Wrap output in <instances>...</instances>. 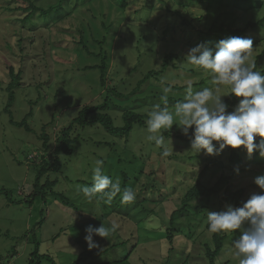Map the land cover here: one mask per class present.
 <instances>
[{
    "label": "rangeland",
    "instance_id": "rangeland-1",
    "mask_svg": "<svg viewBox=\"0 0 264 264\" xmlns=\"http://www.w3.org/2000/svg\"><path fill=\"white\" fill-rule=\"evenodd\" d=\"M59 1L39 0L36 4L47 9L51 5L57 6L60 4ZM127 2L129 4L123 10L118 8L121 0H67L62 7L52 10L46 17L36 14L32 19L22 21L26 12L13 10L22 5L21 0H0V73L3 71L4 75L8 76L7 68L13 64L17 70L27 68L28 76L26 71L24 76L29 78L24 77L25 85L17 90L16 103L12 111L13 120L21 122L31 110L34 112L28 120L32 132L17 128L10 123V116L3 112L7 103V93L3 91L6 87V81H4L6 77L0 76V191L12 192L11 197L15 201L14 204H9L6 196L0 194V256L7 258L8 253L15 246L17 252L14 259H9L8 262L5 259L4 263L1 262L2 264H29L34 251V239L40 243V253L51 255L57 264H75L83 257L85 252L83 248H89L86 241L80 240V235H84L85 228L76 227L75 221L81 226L89 225L88 216L93 218L97 213L103 215L110 209L113 215L110 221H117L120 227L107 238L94 236L93 240L97 246L90 251L105 250L114 244L125 243L126 245L105 254L98 262L123 257L129 250V241L134 238L139 245L132 256L133 264H162L164 259L162 255L165 252L163 235L150 232H154L152 229L159 226L160 217L167 223L173 210L182 206L183 188L185 185L191 186L195 179L191 173L183 176L186 166L176 168V176L172 173L174 165L171 162L157 160L155 153L158 148L147 141L146 127L135 128L128 138L116 137L100 126L78 129L77 135L80 139L75 144V153L71 156H62V171L51 174L50 179L58 181L56 187L58 193L68 194L72 200H75L77 207L79 205L80 207L74 212L55 201L53 197H47L45 201L37 198L33 204L27 203L37 174L30 160L32 157L40 156L42 141L39 136L42 134L44 125L49 124L55 117L54 124L47 129L49 134H54L51 136L50 143L53 148L56 140L55 132L68 126L83 106L102 103L106 97V89L100 82V69L85 71V66H101L102 57L97 55L107 53L108 65L110 62L107 72L108 86L116 85L118 91L127 95L133 91L146 71L159 68L161 57L165 53L171 52L174 47L188 52L199 45L197 37L193 36L192 42L190 39L194 30L192 28H198L194 18L204 14L203 11L191 8L190 13H187L177 4L180 0H127ZM172 6L178 8L188 19H193V27L180 26L181 20L179 23L175 18V10L173 11ZM171 7L172 9L168 10ZM230 10L223 12L217 9L216 12L219 15ZM191 12L194 15H191ZM235 12L238 15L243 14L241 10H235ZM262 15L263 10L258 17ZM252 17V14H248L247 20ZM212 20L213 16H210L208 25ZM168 29L169 31L166 32ZM142 36L146 38V41L137 44V40ZM48 37H50V43L46 41ZM14 38L16 43L10 49L9 46L12 45ZM21 39H24L26 44L39 43L35 52L26 51L25 60L18 57ZM81 40L88 42V49L94 55L85 54L83 45L79 44ZM103 40L105 43L102 45L97 43ZM44 50L46 51L45 60L40 58ZM262 50L263 47L253 49L249 63H253L255 56ZM80 54L83 55L79 56ZM136 65L141 67L137 69V73L131 74ZM205 74L206 78H210L208 72L205 71ZM171 75V70L163 75L165 83L185 85L193 82V80H183L181 83L179 80L171 81ZM208 85L211 86L210 79ZM163 86L166 85L154 81L142 89V94L124 97L122 100L113 98L112 103L116 107L110 109L109 114L115 119V124L117 126L123 124L121 109L137 107L140 113L151 111L153 105L160 103L152 97L162 93ZM221 87L220 94L224 95L223 99L227 96L229 87ZM185 93L176 90L169 93V96L174 94L177 97H184ZM38 99L39 103L35 106ZM168 110L174 112V106L168 105ZM170 130L180 131L175 124ZM152 149L153 156L149 159ZM169 150L171 155L179 157H184L188 153L182 145L173 142L170 143ZM198 155L201 159L195 160L196 164L188 163L186 158L180 161L186 162L189 169L194 167V173L197 174L204 170L209 161H226L222 157L206 155L203 151ZM97 159L104 160V173L114 180L118 178L121 187L122 173L132 175L146 161L147 168L155 165L156 169H167V172L159 174L156 179L153 178L150 184L151 189L152 186L160 187V192L153 195L156 202L151 204V207L160 215L159 219L155 217L152 221H136L143 213L133 207L130 208L129 205L120 207L121 201L118 195L110 203L111 207L107 205L104 207V204L95 205L94 202L86 200L80 191L86 186L81 182H91V169ZM143 160L144 162H141ZM219 165L204 174L203 180L209 185H214L218 181L221 173ZM143 182L148 180L143 178ZM237 183L242 187H250L248 180L239 179ZM177 187L178 189L175 190ZM149 196L150 193L146 194L145 198ZM161 197L163 200L160 199ZM145 198L142 196V199ZM193 204L200 205L201 201ZM121 215L127 219L124 218L126 219L124 220ZM180 221L187 224L188 216H182L178 222ZM183 229V233L177 234L175 243L178 248L173 257L179 255L180 248L185 245L186 236L183 235H189L188 227ZM230 233L233 232H228ZM196 236L197 243L211 238V234L202 228L196 231ZM230 248V244H227L222 256L218 259V264L225 259L232 261V264L238 261L237 264H239V259L234 255L235 250L230 251ZM203 250L204 247L201 244H195L192 251L193 258L203 255ZM200 260L201 262L193 261V263H205L201 257ZM83 264H89V261Z\"/></svg>",
    "mask_w": 264,
    "mask_h": 264
},
{
    "label": "trees",
    "instance_id": "trees-1",
    "mask_svg": "<svg viewBox=\"0 0 264 264\" xmlns=\"http://www.w3.org/2000/svg\"><path fill=\"white\" fill-rule=\"evenodd\" d=\"M21 1L22 5L13 10L25 11L26 15L21 20L27 21L32 19V17L36 14H39V16L41 17H46L48 14L51 13L52 10L58 7H62L65 1L67 0H60V4H58L57 6L51 5L47 9L37 6L36 3L39 0ZM128 4L129 2H127V0H121V5H119L118 8H122L123 10H125ZM177 4L181 6L184 10H186L187 13H190L189 10H191V8H195L197 9V11L201 10L204 12V14L194 18L195 23L198 24V28H192L194 30H192L193 35L190 39L191 42L193 41L194 36L199 39L198 44L205 43L208 47L214 49L216 43L219 42L221 39H226L232 36L250 38L253 42V49L257 47H263L261 53L255 56L254 63L256 64L255 70L260 71L262 74H264V0H180V2H178ZM172 7L168 10H171ZM217 9H220V11L222 10L223 12L227 9L231 10L218 15L216 12ZM235 10H241V13L243 14L238 15L236 14ZM261 10H263V15L258 17ZM173 11L175 12V18L179 21V23L181 20L180 26L191 25L193 27V19H188L176 7H174ZM248 14L253 15V17L249 20H247ZM191 15H194V13L191 12ZM210 16H213V20L210 25H208V19H210ZM42 28L44 29V27ZM44 30L47 31L48 29L45 28ZM168 31L169 29L166 32ZM121 34H123L122 31ZM49 39L50 37L46 38V41L48 43H50ZM30 41L32 42V40ZM143 41H146V38L144 36L137 40V44ZM15 43L16 39L14 38L13 43L9 46V48L12 49ZM87 43L81 40L79 44L83 45L85 49V54L94 55V53L90 52V50L88 49ZM97 43L102 45L103 43H105V40L97 41ZM37 46H39V43L35 45L34 42H32V44H30L29 42L26 44V41L24 39H21L19 43V59L21 58L25 60L26 51L32 50V52H35V49H38ZM187 53L188 52L185 50H179L178 47H174L171 52L165 53L164 56L161 57L162 59L159 68L146 71V73H144L142 75V78L138 81L137 85H135L136 87L133 89V91L127 95L122 91H118V87L116 85L110 84V86H108L109 84L107 72L110 68V62L108 65L109 60L107 53L97 55V57H102L101 66H85V71H94L98 68L100 69V82L101 86L106 89V97H104L102 103L83 106L68 126L62 128L58 132H55L56 140L55 147L53 148L51 147L50 143L52 139L51 136L54 134H49L47 132V129L54 124L55 117H53L52 121L49 124L44 125V127L42 128V134L39 136V139L42 141V149L40 156L36 158L32 157L30 160V163L34 164L37 174L27 203L33 204L37 198H41L43 201H45L47 197H53L55 201L60 202L65 208L72 209L74 212L80 207V205L77 207L75 200H72L68 196V194L58 193L56 191L58 181L50 179L51 174L60 173L62 171V156H71L75 153V144L80 139V137L77 135L78 129L100 126L106 132L116 137L128 138L130 134L135 130V128L146 127L145 121L147 120L148 113L150 111L146 113H140L138 112L137 107H127L121 109V120L123 124L121 126H117L115 124V119L109 114V110L116 107L112 103L113 98H118L119 100H122L124 97L129 98L130 96H135L136 94L141 93L142 89L147 86V84L151 82L153 83L154 81H164L163 75L166 74V72H169L170 70L172 72L171 81L179 80L181 83V81L183 80H193V82L190 83L194 90L201 89L204 87H211L208 85V81L210 78H206L207 73L205 74L204 70L192 66L186 62L185 57ZM45 55L46 51L44 50V54H42L40 58L45 60ZM82 55L83 54H80L79 56ZM15 57L17 58V56ZM139 67H141V65H136L132 70L131 74L137 73V69ZM24 71H26L28 76L27 68H25V70H17V67L12 64L7 68L8 76H5L3 71L2 73H0V76L6 77L4 80L6 81V87L5 89H3V91L7 93V103L5 108H3V112L7 113L10 116V123L13 126L17 128H24L26 129V131L32 132L28 120L34 115L33 110H31L21 122H15L13 120L12 111L13 106L16 103L17 90L25 85L23 82V78L25 77ZM174 72L176 74H174ZM25 79L29 78L25 77ZM164 84L166 86L171 85L172 93L176 90L186 92V88L188 85V83L185 85H181L172 84L171 82H164ZM161 94L162 93L157 94L156 96L152 97V99L160 101L159 97ZM183 99L184 97H177L174 94H171L169 96L168 105H172L175 107L176 102L182 101ZM240 99H242V97L238 98L235 97L233 94H228L225 98H223L222 100L228 105L227 112L230 113L231 111H233ZM38 103L39 99L38 102L35 103V106ZM191 131L192 130L190 129L189 136H185L180 131L175 132L170 129L162 130V134L164 135L165 141L169 144V146L170 143L173 142L177 145H182L183 148L188 151V153H186L184 157L170 155L169 157L164 158L161 156V149L159 148L155 153V156H157V160H162L165 162L168 161V163L171 162L174 165V171L172 173H174L176 176V168L186 166V171L183 176H188L190 175L189 173H191V176L195 179V182H193L191 186L186 187V185L184 184L186 188H183L184 196L182 200V206L180 208H177L176 210H173L167 223L163 218L160 217V215L155 211V209L151 207V204L156 202L153 198V195L156 194V192H160V187L152 186L151 189L150 184L154 179L158 177L159 174L165 173L168 170H162L161 168H158V170L154 167L155 165L150 168H147L146 161L145 164H143L141 168L136 169L132 175H128L127 173L123 172V176L121 177L123 184L122 188L131 187L136 192V198L133 202L128 204H122L120 202V207L129 205L130 208L133 207L135 209L140 210V212L143 214L140 218H137L136 221H152L155 217H157L158 219L160 217V219L158 220L159 226H155L156 228L154 227L152 229V231L154 232L150 233L155 234L157 232L163 235V248L165 252L164 255H162V258H164L162 259V264H196L193 263V261L201 262L200 257L205 261L204 264H218V259L220 258V256H222L226 245L230 244V251H232V249H234L232 247V242L236 239H239L242 232L238 229L230 234L210 233L208 231L207 225V213L226 210L229 206L233 208L241 207L242 204L246 202L247 199L251 196V194L262 192V190L254 183V181L257 177L264 176V157H261L258 151H254L253 154L249 155L243 148V146L236 149H233L231 147L225 148L222 153L213 157H222L226 161H209L200 174L194 173V167L189 169L186 162H181L180 159L186 158L185 160L188 163L192 164H196L195 160L199 161L201 159L200 155L196 154L194 151H190L192 139ZM260 139L264 138L257 136L254 142H258ZM213 143L215 144L216 142ZM99 144L109 145L106 143ZM152 146L154 147V144H152ZM149 154V159H151V156H153V149ZM36 161L38 164L37 168ZM141 162H144V160ZM218 163H220V165ZM218 165L219 170H221L219 179L214 185H209L203 180V176L205 173L210 172L214 166ZM188 169L191 170V172H189ZM237 169L239 170L238 172L236 171ZM143 178L147 179L148 182H143ZM239 179L241 181L248 180L250 187L247 188L240 186L237 183ZM183 182L185 183L186 181ZM81 183H83L86 187L91 185V182L83 181ZM249 188L251 190H249ZM177 189L178 187L175 190ZM149 193V198H145V195ZM0 194H4L6 196V199L8 200L9 204L15 203L14 199L11 197L12 192L8 190H2L0 191ZM142 196L145 199H142ZM118 197L120 200L119 195ZM160 199L163 200L162 197ZM199 200L201 201L200 205L193 204L194 202H198ZM92 202H94L95 205L99 206L103 204L104 207L105 205L110 206V204H105L104 201L99 198L93 199ZM215 209L217 210L215 211ZM108 212L103 215L97 213L96 215H94L93 218H90V216H88V224H92L93 227H99L103 223L107 226L111 222L110 217L113 216L111 214V209ZM182 216H188L187 224H184L181 221L178 222V220H180ZM122 218L124 219L126 217L122 216ZM75 226L84 227L86 229L85 226H81L77 221H75ZM183 227H188L189 235H183L184 237L186 236V238L184 239L185 245L180 248V253L178 252L179 255L173 257V254L177 252L178 248V245L175 243L177 239V234L178 232L183 233ZM244 227L246 226L244 225ZM201 228L208 231V233L211 234V238L210 240H204L200 243H197L198 238L196 236V231ZM83 232H85V230ZM85 235L86 232L84 233V235H80V240L85 241ZM33 244L34 251L31 254L29 264H57V262L51 255L40 253V243L36 239H34ZM195 244H201L202 247H204V254L201 256L199 255L196 259L193 258L194 256L192 253ZM125 245V243L114 244L105 250L94 249L93 251H90V248L84 247L83 251L85 252L83 254V257L80 258L77 262H75V264H83L87 261H89V264H133L132 256L134 255L139 245L134 238L129 241V250L123 255V257L114 260L98 262V260L105 254L115 251L120 247H125ZM16 255L17 252L15 246L12 248L11 252L8 253L7 258L0 256V264H2L1 262L4 263L5 259L6 262H8L9 259H14ZM234 262L236 263L233 264L238 263V261ZM220 264H232V261H230L229 259H225L224 261L220 262Z\"/></svg>",
    "mask_w": 264,
    "mask_h": 264
},
{
    "label": "clouds",
    "instance_id": "clouds-1",
    "mask_svg": "<svg viewBox=\"0 0 264 264\" xmlns=\"http://www.w3.org/2000/svg\"><path fill=\"white\" fill-rule=\"evenodd\" d=\"M252 49L250 38L232 36L221 39L214 49L201 43L188 51L186 62L208 72L211 87L194 90L188 83L184 99L176 102L174 112L167 107L172 87H162L160 103L153 105L145 121L146 139L161 149L162 157L172 154L162 130L171 129L174 124L185 136L192 130L190 151L196 154L203 151L215 156L227 147L243 146L249 155L258 151L264 157V139L254 142L257 136L264 138V74L255 70L254 62L249 63ZM221 86L229 87L228 94L242 97L230 113L222 100ZM103 165V159L95 160L91 185L80 189L84 198L89 202L99 198L110 204L119 195L122 204L133 202L136 192L131 187L122 189L118 178L114 180L104 173ZM254 183L262 192L251 194L241 207L229 206L226 210L208 212L206 216L210 233L241 230L240 238L232 242L239 264H264V176L257 177ZM119 227L115 220L107 226L89 225L84 239L91 249L97 246L94 235L107 238Z\"/></svg>",
    "mask_w": 264,
    "mask_h": 264
}]
</instances>
